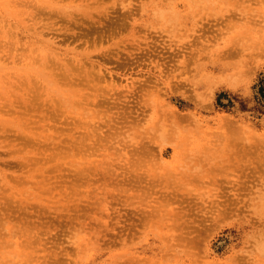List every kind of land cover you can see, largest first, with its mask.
<instances>
[{
  "label": "rangeland",
  "instance_id": "1",
  "mask_svg": "<svg viewBox=\"0 0 264 264\" xmlns=\"http://www.w3.org/2000/svg\"><path fill=\"white\" fill-rule=\"evenodd\" d=\"M263 75L264 0H0V264H264Z\"/></svg>",
  "mask_w": 264,
  "mask_h": 264
},
{
  "label": "trees",
  "instance_id": "2",
  "mask_svg": "<svg viewBox=\"0 0 264 264\" xmlns=\"http://www.w3.org/2000/svg\"><path fill=\"white\" fill-rule=\"evenodd\" d=\"M222 95V94H221ZM220 98V95H219ZM233 99H229L228 106H233ZM254 104L251 108H248L247 104L244 102H240L239 109L242 110H248L251 109L252 111H255L256 114L264 115V75L259 79L258 82V89L254 93L253 97Z\"/></svg>",
  "mask_w": 264,
  "mask_h": 264
},
{
  "label": "bare ground",
  "instance_id": "3",
  "mask_svg": "<svg viewBox=\"0 0 264 264\" xmlns=\"http://www.w3.org/2000/svg\"><path fill=\"white\" fill-rule=\"evenodd\" d=\"M223 138H224V141H225L226 138H225V137H223ZM207 142H208V141H207ZM210 142H211V140H210Z\"/></svg>",
  "mask_w": 264,
  "mask_h": 264
}]
</instances>
